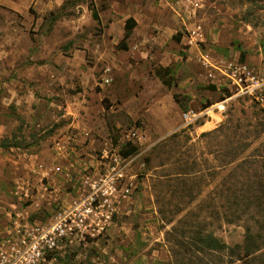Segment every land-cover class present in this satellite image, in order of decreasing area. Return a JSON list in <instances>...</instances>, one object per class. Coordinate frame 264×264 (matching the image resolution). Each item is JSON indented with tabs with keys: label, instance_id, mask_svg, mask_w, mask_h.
Returning <instances> with one entry per match:
<instances>
[{
	"label": "rangeland",
	"instance_id": "1",
	"mask_svg": "<svg viewBox=\"0 0 264 264\" xmlns=\"http://www.w3.org/2000/svg\"><path fill=\"white\" fill-rule=\"evenodd\" d=\"M244 67L264 79V0H0V252L15 221L78 208L46 264H264Z\"/></svg>",
	"mask_w": 264,
	"mask_h": 264
},
{
	"label": "built area",
	"instance_id": "2",
	"mask_svg": "<svg viewBox=\"0 0 264 264\" xmlns=\"http://www.w3.org/2000/svg\"><path fill=\"white\" fill-rule=\"evenodd\" d=\"M235 82L241 93L258 96L264 90V79L260 80L245 67ZM184 116L189 119V114ZM79 212L78 208L63 211L46 221L33 223L15 221L14 231L9 232L8 247L0 252V264H46L81 226L75 218Z\"/></svg>",
	"mask_w": 264,
	"mask_h": 264
},
{
	"label": "trees",
	"instance_id": "3",
	"mask_svg": "<svg viewBox=\"0 0 264 264\" xmlns=\"http://www.w3.org/2000/svg\"><path fill=\"white\" fill-rule=\"evenodd\" d=\"M92 15L96 20H99V14H98V10L95 6L92 7ZM136 24V21L133 17H129L126 22H125V30L127 33H129V31H131L134 26ZM177 103L179 104V106L181 107L182 110H186V105H183L182 103H180L177 98H176ZM138 147L136 145H134L131 142H127V144H125L122 149H121V153L123 156L128 157L132 154H134L135 152H137ZM229 221H233V219H230ZM193 244L195 247H197L199 250L205 251V250H209V251H213V250H224L225 248H229V246L224 243L223 241H221L219 238H217L216 236H214L212 233H205L202 234L200 233H196V238L193 240ZM251 245H252V241L251 238L248 239V244L245 247V255L249 256L250 253L252 252L251 250Z\"/></svg>",
	"mask_w": 264,
	"mask_h": 264
},
{
	"label": "bare ground",
	"instance_id": "4",
	"mask_svg": "<svg viewBox=\"0 0 264 264\" xmlns=\"http://www.w3.org/2000/svg\"><path fill=\"white\" fill-rule=\"evenodd\" d=\"M219 107H222V105L220 104ZM212 118H213L214 120L218 119L217 116H214V113H212ZM210 122H211V121H210ZM210 122H209V123H210Z\"/></svg>",
	"mask_w": 264,
	"mask_h": 264
}]
</instances>
